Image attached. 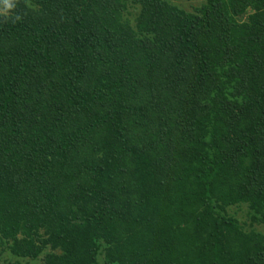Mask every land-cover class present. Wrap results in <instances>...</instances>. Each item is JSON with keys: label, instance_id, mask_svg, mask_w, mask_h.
Masks as SVG:
<instances>
[{"label": "trees", "instance_id": "1", "mask_svg": "<svg viewBox=\"0 0 264 264\" xmlns=\"http://www.w3.org/2000/svg\"><path fill=\"white\" fill-rule=\"evenodd\" d=\"M200 1L0 15L3 264H264V0Z\"/></svg>", "mask_w": 264, "mask_h": 264}, {"label": "rangeland", "instance_id": "2", "mask_svg": "<svg viewBox=\"0 0 264 264\" xmlns=\"http://www.w3.org/2000/svg\"><path fill=\"white\" fill-rule=\"evenodd\" d=\"M172 4H175L181 8H183L186 11H192L194 8L198 7L201 4L200 0H168ZM250 14V11H248L245 15H243L239 20L240 22L246 21L248 15ZM246 207L245 206H240L238 209L233 208V214L235 217H237L240 221H247L246 218ZM256 230L264 232V225H255L254 226ZM2 248H0V264H3L4 259L6 257L5 252H1Z\"/></svg>", "mask_w": 264, "mask_h": 264}, {"label": "clouds", "instance_id": "3", "mask_svg": "<svg viewBox=\"0 0 264 264\" xmlns=\"http://www.w3.org/2000/svg\"><path fill=\"white\" fill-rule=\"evenodd\" d=\"M0 5H2V10H0V15L3 16H7L8 13L15 7L14 0H0Z\"/></svg>", "mask_w": 264, "mask_h": 264}]
</instances>
